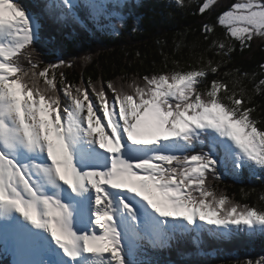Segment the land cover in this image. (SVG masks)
Returning <instances> with one entry per match:
<instances>
[{
	"label": "snow or ice",
	"instance_id": "snow-or-ice-1",
	"mask_svg": "<svg viewBox=\"0 0 264 264\" xmlns=\"http://www.w3.org/2000/svg\"><path fill=\"white\" fill-rule=\"evenodd\" d=\"M40 2L35 14L0 0V253L12 264H161L149 251L187 240L194 251L178 250V258H215L220 250L205 249V238L264 236V208L211 186L245 171L264 183V121L253 115L264 63L258 81L256 73L220 78L237 43L245 50L264 41V0H232L214 24L202 25L205 51L220 59L200 55L194 65H165L119 86L70 81L63 69L71 62L58 49L45 62L34 45L44 18L118 36L114 21L123 27L131 12L122 10L139 0ZM218 6L199 0L197 11ZM227 264H264V257Z\"/></svg>",
	"mask_w": 264,
	"mask_h": 264
},
{
	"label": "trees",
	"instance_id": "trees-1",
	"mask_svg": "<svg viewBox=\"0 0 264 264\" xmlns=\"http://www.w3.org/2000/svg\"><path fill=\"white\" fill-rule=\"evenodd\" d=\"M198 3L199 0H185V4L188 5L185 8L177 6L171 0H139L138 3H130L123 9L124 14L131 12L128 17L132 20L127 23L128 30H122L118 38L98 43L94 37L82 33L69 43L60 36L56 43L62 47L65 54L63 59L68 61L71 58L70 62L73 65L64 68L63 71L68 79L75 83H79L81 77L84 80L91 77L94 81L111 80L119 86L124 81L140 79L145 74L160 71L165 65L169 68L175 67L177 62L180 67L185 68L189 64L194 65L200 55L214 60L220 59L212 52L205 51L207 45L200 29L204 23L214 24L217 14L231 4L232 0H220L219 6L206 15L198 14ZM134 22L137 31H133ZM34 47L41 54L40 58L43 61L55 59L49 54L46 46ZM261 63H264V41L256 38L245 50H240L237 43L236 51L231 54V61L220 69V78L231 82L239 79L241 73H248L249 76L256 73L255 79L258 81ZM225 71H230L233 75L225 77L223 76ZM208 79L211 80L213 77L209 75ZM240 86L249 93L253 87L248 78H243ZM254 100L257 111L253 115L264 121V95L257 93ZM260 127H264V123H261ZM243 181L242 178L235 181L225 176L222 184L212 181L211 186L240 204H255L264 208V200H261V196H264V183L257 181L251 185L238 184ZM253 242L258 246L257 250H249L247 254L238 245L226 248L222 246L220 252L225 258L211 260L208 264H227L228 261L237 258L256 260V257H264V238H258L260 245L255 240Z\"/></svg>",
	"mask_w": 264,
	"mask_h": 264
},
{
	"label": "rangeland",
	"instance_id": "rangeland-1",
	"mask_svg": "<svg viewBox=\"0 0 264 264\" xmlns=\"http://www.w3.org/2000/svg\"><path fill=\"white\" fill-rule=\"evenodd\" d=\"M219 1H220V0H218V4H219ZM68 61H70V59H69ZM261 257H263V256H261ZM259 258H260V257H259ZM259 258H258V257H256V259H259Z\"/></svg>",
	"mask_w": 264,
	"mask_h": 264
},
{
	"label": "bare ground",
	"instance_id": "bare-ground-1",
	"mask_svg": "<svg viewBox=\"0 0 264 264\" xmlns=\"http://www.w3.org/2000/svg\"><path fill=\"white\" fill-rule=\"evenodd\" d=\"M240 239H247L246 237H241Z\"/></svg>",
	"mask_w": 264,
	"mask_h": 264
}]
</instances>
